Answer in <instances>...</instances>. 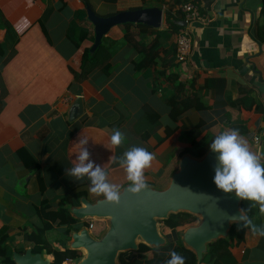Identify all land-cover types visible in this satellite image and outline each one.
Listing matches in <instances>:
<instances>
[{
  "label": "crops",
  "instance_id": "0c3cea01",
  "mask_svg": "<svg viewBox=\"0 0 264 264\" xmlns=\"http://www.w3.org/2000/svg\"><path fill=\"white\" fill-rule=\"evenodd\" d=\"M85 4L101 16L159 7L163 22L158 28L112 26L101 40L110 51L107 72L101 58L86 77L78 78L82 54L94 41ZM263 5L264 0H212L203 12L208 23L193 25L189 57L176 62L172 49L179 29L167 30L165 16L169 10L184 20L185 14L174 0H0V44L5 48L0 57V229L8 228L9 239L20 244L31 230L29 222L39 223L35 206L43 195L38 176L53 207L67 195L71 200L78 193L89 200L103 196L89 191L87 176L68 174L84 147L80 140L87 139L90 159L120 188L130 182L118 162L125 151L138 146L155 153L144 170L150 183L164 174L177 148L211 127L238 129L264 162V40L255 29L257 23L264 25ZM78 27L86 28L87 36L76 47ZM150 29H158L160 37L157 67L174 71L185 84L184 95L203 100L201 110L193 105L171 118L163 96L151 90L153 69L134 68L144 56L136 43H149L155 36ZM76 97L83 110L69 120ZM114 129L126 137L118 147L111 144ZM257 208L258 225L264 227ZM77 225L71 231L81 221ZM168 238H174L172 232ZM229 251L233 264H264V236L245 228L231 240Z\"/></svg>",
  "mask_w": 264,
  "mask_h": 264
},
{
  "label": "water",
  "instance_id": "95a60500",
  "mask_svg": "<svg viewBox=\"0 0 264 264\" xmlns=\"http://www.w3.org/2000/svg\"><path fill=\"white\" fill-rule=\"evenodd\" d=\"M85 9L94 30L90 53L98 49L102 37L114 25L140 23L158 28L163 22L162 9L154 6L123 10L109 16L98 15L89 4H85ZM177 25L182 27L186 22L178 21ZM81 102L80 97L75 98L69 108V120L82 113ZM218 155L210 147L200 157L183 154L166 185L160 188L147 183L146 189L133 194L128 191L132 182L124 184L120 188L119 204L107 202L104 196L89 200L84 195L78 198V204H67L70 214L82 224L88 219L105 224L98 237L85 225L70 232L66 247L82 252L80 260L73 264H119L118 254L136 251L139 243L149 247L164 246L167 239L160 231V220L180 211L198 217L196 224L182 230L180 239L196 255V264H200L208 244L227 237L231 224L240 222L230 218L240 214L241 199L234 191L226 193L218 189L213 180ZM12 259L13 264H54L50 257L32 253L31 246L23 253L12 251Z\"/></svg>",
  "mask_w": 264,
  "mask_h": 264
},
{
  "label": "trees",
  "instance_id": "16d2710c",
  "mask_svg": "<svg viewBox=\"0 0 264 264\" xmlns=\"http://www.w3.org/2000/svg\"><path fill=\"white\" fill-rule=\"evenodd\" d=\"M176 3L181 4L183 2H192L194 3L201 14L208 11V6L211 4L212 0H174ZM202 2V5H200ZM179 7V8H180ZM264 13V5L261 8V14ZM85 16V11L84 14ZM183 16L178 14V16H173L171 12L166 11L165 23L168 25L167 30L173 31L181 29V26L177 25L178 21H182ZM145 27V26H143ZM257 28L258 36L261 41L264 40V25L256 24L255 29ZM152 33H155V36L152 40L147 43H136L139 48V51L143 52V58L135 63L134 68L137 70L148 69L151 67L153 69L151 79V90L154 93L163 96L164 102L170 108V116L173 119H177L184 111L191 108L193 105L197 109L201 110L204 108L202 105L203 100L198 96H187L184 95V85L183 82L177 80V74L174 71L166 72V68H158V52L160 49L159 46V34L158 29H150ZM262 32V33H261ZM77 37L73 38V42L76 47L80 45L83 39L87 36V30L84 27L77 28ZM109 49L106 48L102 42L98 49L89 52V48H86L82 54V60L80 65V73L78 78H84L91 71L92 68L98 66L101 62V58H104L106 61L103 68L108 70L109 64L107 60L109 59L108 54ZM5 53V48H2L0 44V57ZM173 56H175V47L172 49ZM176 62H179L176 59ZM169 65V63H167ZM172 67V64L170 63ZM197 100L198 102L193 101ZM206 107V106H205ZM150 112H147V115H150ZM205 116V115H204ZM201 124V123H200ZM210 131V132H209ZM209 131L205 134L199 135L197 138L189 140V143L184 146L176 149L175 155L173 156L172 163L165 168L164 174L168 179L170 174L176 170L177 163L179 158L183 154H190L194 157H200L204 152L209 148V144L214 140V138L222 133L220 128H209ZM175 163V165H174ZM264 164V162H261ZM163 174V175H164ZM40 179V190L43 195L40 203L35 206V213L39 220L38 224H32L29 222L28 227L31 228L30 232L26 233L25 236H22L23 241L21 245L10 240L8 237L6 227L0 229V264H13L12 251L22 253L24 245H30L32 253H41L43 256H48L51 258L52 263L61 264L66 260H70L72 263H76L82 257V252L80 250H70L66 247V242L70 238V232L72 228L75 227L77 220L70 214L69 210L66 208V205L71 202L72 196L62 197L56 207H53L49 200L45 197L44 194V184ZM154 182H157L159 178H155ZM159 186H163L161 182H158ZM81 193L75 194L74 197L76 200L81 196ZM241 209L245 210V214L252 220L253 224L259 227V217H258V208L255 201L250 200H241ZM98 222L93 221L92 229L98 228ZM198 222V217L187 212H177L170 213L166 219L160 220V231L167 239V244L160 247H149L146 244L139 243L138 249L136 251H124L118 254L119 264H167V260L170 259L169 252L176 251L178 254L182 255L185 259V264H196V255L190 249L186 248L180 239V233L186 227L194 225ZM99 226V230L103 228V223ZM240 222L232 223L228 231V235L225 238H219L208 244V250L203 254L202 263L206 264H233L234 257L229 251L230 243L233 238H240L242 231L245 228H240L237 230V224ZM242 223V222H241ZM63 227L60 229L58 234H55L56 228ZM172 232L174 238L169 240L168 234ZM20 245V246H19ZM21 249V250H20Z\"/></svg>",
  "mask_w": 264,
  "mask_h": 264
},
{
  "label": "clouds",
  "instance_id": "9594fccd",
  "mask_svg": "<svg viewBox=\"0 0 264 264\" xmlns=\"http://www.w3.org/2000/svg\"><path fill=\"white\" fill-rule=\"evenodd\" d=\"M110 139L111 144L118 147L126 137L121 130L114 129ZM87 142V139L80 140V144L84 147L81 148L76 158L78 162L67 170L68 174L76 179L87 176L91 182L89 191L92 194L103 195L107 202L119 204V185L111 183L103 167L96 165L90 159L91 154L85 147ZM209 147L213 152L219 154L216 157L218 164L214 166L215 175L213 177L217 188L226 193L234 191L235 196L241 200L255 201L259 205L260 213L264 215V164L261 163V157L249 149L238 129L217 135ZM155 158V153L138 146L131 147L118 158L119 164L126 172L128 181L132 182L128 188L129 192L136 194L147 188L144 170L151 166ZM230 219L242 222L237 224V230L250 228L253 234L264 236V227H257L253 224L244 209H240V214ZM91 220L88 219L82 226H88ZM169 256L167 264H185L184 257L176 251H170ZM65 262L73 264L70 260Z\"/></svg>",
  "mask_w": 264,
  "mask_h": 264
},
{
  "label": "built area",
  "instance_id": "2783aa9c",
  "mask_svg": "<svg viewBox=\"0 0 264 264\" xmlns=\"http://www.w3.org/2000/svg\"><path fill=\"white\" fill-rule=\"evenodd\" d=\"M180 9L185 14L184 21L186 25L182 26L175 36V56L179 62H183L189 57L191 52V32L193 30V25L206 24L208 23V18L204 14H201L198 7L192 2L182 3ZM253 140L255 143H258L260 141L259 135H254ZM92 225L93 221L91 220L87 227L91 229Z\"/></svg>",
  "mask_w": 264,
  "mask_h": 264
},
{
  "label": "rangeland",
  "instance_id": "374dc122",
  "mask_svg": "<svg viewBox=\"0 0 264 264\" xmlns=\"http://www.w3.org/2000/svg\"><path fill=\"white\" fill-rule=\"evenodd\" d=\"M132 132H134V130H132ZM175 155V154H174ZM173 157V156H172ZM170 161H172V158H171V160ZM172 162H170V164H171ZM170 164H169V166H170ZM173 164V163H172ZM174 165H175V163H174ZM171 175V174H170ZM170 177V176H169ZM169 179V178H168ZM168 179L166 178V175L164 174V175H162L160 178H159V180L157 181V182H154L155 180L153 179L149 184H151V185H153V186H156V187H160L159 186V184H158V182H161L162 184H163V186L164 185H166L167 184V182H168ZM162 186V187H163ZM162 187H160V188H162ZM73 199V198H72ZM78 201V200H77ZM77 202H76V200H75V198H74V200H71V202H69V204H76ZM95 221H97V220H95ZM101 222V221H100ZM100 222H98V228L97 229H91V231H92V234L93 235H95V236H99L101 233H102V231L104 230V228H105V224L103 223V228L101 229V230H99V226L102 224V223H100ZM76 227H78V225L76 226ZM58 232H60V228H56V232H54L55 234H58Z\"/></svg>",
  "mask_w": 264,
  "mask_h": 264
}]
</instances>
